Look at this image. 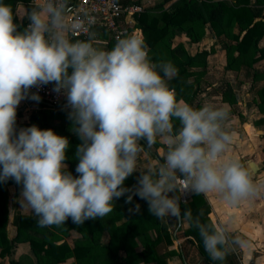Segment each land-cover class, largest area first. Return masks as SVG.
<instances>
[{"label":"clouds","instance_id":"obj_1","mask_svg":"<svg viewBox=\"0 0 264 264\" xmlns=\"http://www.w3.org/2000/svg\"><path fill=\"white\" fill-rule=\"evenodd\" d=\"M70 7L69 0H40L18 31L12 8L0 2V183L22 185L23 204L39 227L64 225L69 218L76 225L102 219L114 200L131 192L126 202L138 196L158 220L175 218L195 227L208 257L223 264L246 241L202 223V212L181 213L180 197L169 193L213 194L230 206L257 194L250 169L224 159L232 142L224 128L228 111L178 100L167 83L178 69L171 62L152 63L142 37L120 38L111 50L95 47L94 18L73 17ZM75 33L88 39L73 40ZM50 83L66 97L68 119L81 141L78 177L65 163L66 137L35 125L16 129L20 102H39L31 89ZM158 140L166 147L163 163L140 170L134 189L125 187L141 153Z\"/></svg>","mask_w":264,"mask_h":264},{"label":"trees","instance_id":"obj_2","mask_svg":"<svg viewBox=\"0 0 264 264\" xmlns=\"http://www.w3.org/2000/svg\"><path fill=\"white\" fill-rule=\"evenodd\" d=\"M28 1L30 0H0L12 8L13 15L18 2ZM156 10H158L157 15L154 14ZM263 11L264 0H163L153 8H145L136 13L134 17L148 46L150 61L154 64L171 62L178 69L177 75L167 80L168 86L175 91L178 100L183 99L193 106L192 101L196 92L193 91L192 84L185 83L184 80L190 73L194 74L192 68L200 69L205 66L207 52L202 51L190 55L180 42L175 43V39L179 35H185L191 43L197 44L204 38L209 26L215 37L228 40L223 44L228 69H237L240 66L253 67L264 60V46H259L264 39ZM27 24L28 22L24 21L18 25V31H23ZM115 43L116 41L110 42V50ZM164 52L167 56H164ZM262 75L264 76V72ZM261 76L258 74L255 79ZM256 107L258 111L264 113V87L257 91ZM42 108L41 111L32 114L28 127L35 125L41 130L51 129L57 135L66 137L69 147L66 151L65 163L68 164V171L74 177H78L76 166L79 161L76 159V151L81 141L74 134L73 123L68 119L69 109H51L46 106ZM18 114L20 112L17 110ZM51 121H63L65 125L50 126ZM261 122L264 124V118ZM174 124L178 129L179 122L174 121ZM141 142L145 143L143 140ZM164 149L166 151L165 146ZM139 175L140 172H135L128 177L124 186L134 189ZM11 181L13 180L0 183V198H5L7 195ZM173 194L179 196L178 191ZM127 195H132V193L114 200V202H120L122 208L114 206L113 211L102 219H90L82 225H76L69 218L64 225H52L53 228L60 229L65 234L71 230L83 234V239L77 242L72 249L65 243L57 244V237L54 234L49 231L45 233L43 230L45 227L37 225L36 216L18 215L16 217V236L13 242H28L31 250L40 256L38 264H65L70 257H73L77 264H168L164 255L158 254L155 250V245L160 240L167 245L171 244L168 230L161 220L149 212L148 203L145 200L133 195L132 200L126 202ZM180 208L181 213L190 209L193 217L202 212L201 222L214 226L209 219L210 206L204 195L192 193L185 202L180 200ZM1 209L0 257L4 258L10 255L13 246L10 244L6 230L8 217L6 205ZM152 217L158 225L156 231L159 235L156 241L150 240L144 233ZM121 219H124L123 224L115 226L116 221ZM106 226L110 229L113 238L109 245L101 246L96 243V237L106 229ZM38 233H42V237H39ZM184 234L195 244L205 264H220L208 257L195 227L188 226ZM139 237L141 238V249L136 250V239ZM121 245L126 251L125 257H120L117 253ZM227 261L228 256L223 264H227ZM10 264L18 263L10 262Z\"/></svg>","mask_w":264,"mask_h":264},{"label":"crops","instance_id":"obj_3","mask_svg":"<svg viewBox=\"0 0 264 264\" xmlns=\"http://www.w3.org/2000/svg\"><path fill=\"white\" fill-rule=\"evenodd\" d=\"M73 1L74 0H69V3L72 4ZM122 2L125 5L136 8L137 11L134 13L135 15L141 12L143 8H149L152 1L139 0L136 2L135 0H122ZM33 7H35V4H33L31 0L28 2H18L15 6L14 22L17 25H20L24 21L29 23L27 15ZM127 20L131 21V24L137 26V23L131 16H128ZM135 28L141 31L138 27ZM207 30L206 32H208ZM91 32L95 33V38L93 40L95 47L103 50H110L109 44L111 41L115 40L111 37L109 32L104 29H93ZM221 41L224 40L221 38ZM178 42L185 47L190 55L202 51L207 52L205 66L200 69L192 68L194 74L200 75V80H195L201 87L200 94L197 95L196 93L193 97V107L200 108L204 105H212L216 108H223L228 111V118L224 122V128L231 134L232 142L224 155V159H238L245 164V166L250 169L253 182L258 188L256 195L241 201L236 206H230L216 195H204L210 206L209 219L215 227H224L231 236L239 237L246 241V247L241 248L235 246L234 250L229 252L227 264H264V124L261 122L264 118V113L258 111L256 107L257 91L259 88L264 87V83L258 84V82H256L258 78L255 79V76H258V74L261 76L264 72V60L259 62L263 63L260 71L257 70V65L259 63L255 64L253 67L240 66L237 69H228L222 42L216 45L211 40L203 38L199 43L193 44L185 35H179L175 39V43ZM186 43L190 45L188 46ZM259 46H264V39ZM188 47H194L196 52L191 54L190 51H188ZM214 57H219L221 66L218 65V62L212 64L211 59ZM198 70H200L199 73L197 72ZM244 72L252 73V82L242 79ZM260 78H264V76L262 75ZM180 100L186 102L183 99ZM41 109L43 108L38 105L37 101L31 99L22 100L17 107V110L20 112L16 119L17 131L21 128H27L32 114L41 111ZM49 125H65V122L51 121ZM73 131H75V129ZM140 143L143 144L142 142ZM164 146L165 145L158 140L157 144L150 150L142 152L138 159V170L136 172L147 170L149 167L155 165L157 161L163 163V156L166 152ZM21 191L22 185L15 184L14 181L9 183L7 195L5 198H0V213L2 211L1 207L6 205L8 214L6 230L8 238L11 241L10 244L13 246L12 250L14 247L16 248L22 245H28L31 250L28 242H13L16 236V217L18 215L35 216L30 208L24 206ZM192 193L194 192H188L185 200L182 202H185ZM169 195L173 196L174 194L172 192L169 193ZM114 206L122 208L120 202H114ZM123 222L124 219L118 220L115 226H120ZM161 223L169 232L171 244L167 245L163 240H160L155 245V250L158 254L164 255L168 264H205L195 244L184 234V231L189 226L187 222L181 224L175 218H169V220L166 219L165 221H161ZM157 226L154 217H152L144 230L145 235H147L150 240L156 241L158 238L159 233L156 231ZM107 228L108 226L96 237V243H98V245L107 246L111 242L113 236L110 229ZM43 230L45 233L49 231L54 234L57 237H55L57 244L65 243L71 249L84 237L83 234L78 231L71 230L65 234L62 230L55 229L52 226H47ZM151 231H153V236L150 234ZM42 235V233H38L39 237H42ZM50 237L52 238L51 235ZM140 241V237L136 239V250L141 249ZM160 243H163L166 248L163 253L158 250ZM117 253L120 257L126 256V251L122 245L118 247ZM11 254L12 253L4 258L0 257V264L5 259H7L9 264L10 262L20 264L19 260L7 258L10 257ZM38 263L39 262L36 264ZM65 264H77V262L73 257H70Z\"/></svg>","mask_w":264,"mask_h":264},{"label":"built area","instance_id":"obj_4","mask_svg":"<svg viewBox=\"0 0 264 264\" xmlns=\"http://www.w3.org/2000/svg\"><path fill=\"white\" fill-rule=\"evenodd\" d=\"M33 4L39 3L40 0H31ZM70 13L73 17L91 16L94 18V23L91 25L90 31L93 29H104L111 34V37L117 41L128 35L135 34L142 37L141 31L137 30L131 21L127 20L128 16L133 17L137 11L136 8L123 4L122 0H74L70 4ZM133 22V21H132ZM73 40H84L88 36L84 33H75L71 37ZM53 84L41 86L39 88L33 87L32 93H38L40 107L46 106L51 109L67 108L66 97L60 93H55ZM183 184V181H181ZM179 192L181 201L185 200L188 192Z\"/></svg>","mask_w":264,"mask_h":264},{"label":"rangeland","instance_id":"obj_5","mask_svg":"<svg viewBox=\"0 0 264 264\" xmlns=\"http://www.w3.org/2000/svg\"><path fill=\"white\" fill-rule=\"evenodd\" d=\"M136 2H138L139 0H135ZM152 2H151V5H150V7L149 8H153V7H155V6H157L158 5V3H160V2H162L163 0H151ZM150 2V1H149ZM166 7H168V5H166ZM146 8H148V7H146ZM143 9H145V8H143ZM142 10V9H141ZM158 10H156L155 12H154V14L155 15H157L158 14V12H157ZM135 16V15H134ZM132 17L133 19H134V21L136 22V20H135V17ZM135 26V25H134ZM135 27H137V26H135ZM207 31L208 32H206L205 33V36H204V38H206V39H208V40H211L212 42H214L216 45L217 44H219L220 42H222V46H223V44H224V42H228V40H225V39H222V40H225V41H221V39H217L214 35H213V32H212V30L210 29V27H207ZM209 33V34H208ZM188 46L190 45L189 43H186ZM221 46V47H222ZM164 49V48H163ZM165 50V49H164ZM188 51H190V53L192 54V53H194V52H196V49L194 48V47H188ZM164 56H167V54L164 52ZM211 62H212V64L213 63H215V62H218V65L219 66H221V64L219 63V57L217 58V57H214V58H212L211 59ZM263 66V63H259L258 65H257V70H261L260 68ZM206 75V74H205ZM204 75V76H205ZM199 76V77H198ZM205 78V77H204ZM195 79H197V80H200V75H198V74H193V73H190L189 75H188V77H186L185 78V80H184V82L185 83H188V84H192V87H193V91L194 92H196L197 93V95L198 94H200V92H201V87H200V85H199V83H197L196 82V80ZM242 79L243 80H245V81H251L252 82V80H253V76H252V73H247V72H244L243 73V77H242ZM255 81V80H254ZM256 82H258V84H262V83H264V78H258V80H256ZM190 84V85H191ZM152 224V223H151ZM152 236H153V231H151V233H150ZM10 236V235H9ZM106 240V239H105ZM158 250L159 251H162V253L163 252H165V250H166V248H165V245L163 244V243H160L159 244V246H158ZM11 256L10 257H7L8 259H13V260H19V263L20 264H36L37 262H39V256L35 253V252H33V251H31L30 249H29V247H28V245H22V246H20V247H14V249L11 251ZM168 259H169V257H168ZM1 264H9L8 262H7V259H5L3 262H1Z\"/></svg>","mask_w":264,"mask_h":264},{"label":"water","instance_id":"obj_6","mask_svg":"<svg viewBox=\"0 0 264 264\" xmlns=\"http://www.w3.org/2000/svg\"><path fill=\"white\" fill-rule=\"evenodd\" d=\"M180 223V222H179Z\"/></svg>","mask_w":264,"mask_h":264}]
</instances>
